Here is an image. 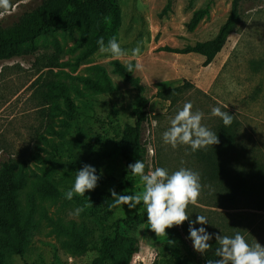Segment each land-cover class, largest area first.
Instances as JSON below:
<instances>
[{
    "label": "rangeland",
    "instance_id": "1",
    "mask_svg": "<svg viewBox=\"0 0 264 264\" xmlns=\"http://www.w3.org/2000/svg\"><path fill=\"white\" fill-rule=\"evenodd\" d=\"M54 10L63 9L65 0H51ZM210 0H118L122 11L119 44L129 55L119 59L98 50L83 57L80 31H57L35 39L36 52L29 43L7 47L10 59H0V161L12 159L19 186L16 198L22 218L34 209L30 245L24 258L14 255L3 245L12 235L0 230V256L7 264H92L96 250L82 252L71 247L72 239L54 226L60 222L77 230L84 229L86 241L100 246L101 237L113 232V223L138 213H147L143 202L136 209L127 205L110 208L87 201L95 191L131 195L144 191L138 176L128 173V164L112 155L114 141L119 140L126 125L134 124L139 110L148 114L145 151L134 158L143 160L145 173L157 167L169 174L181 167L200 175L201 195L197 204L189 205V220L179 226L195 256L192 264H202L201 254L189 239L190 224L198 215L205 216L204 227L216 234L233 237L239 231L250 245L264 246V211L257 210L256 197L249 192V180L256 173L264 175V0H243L242 22L222 52L208 67L198 54L178 55L166 49H183L213 39L231 12L233 0H215L210 15L194 32L187 23L193 12ZM43 0H11L9 14L0 17V26L11 27L25 12L38 7ZM169 5L166 14L164 9ZM141 47L139 58L130 50ZM59 53L61 66L46 74L39 72L47 56ZM144 65L125 80L115 72V62L125 66L136 60ZM222 61V62H221ZM105 70L114 92L100 94L89 88L86 78L101 81ZM53 79L60 90H54L53 103L46 105L33 86L38 77ZM162 91V95L158 92ZM74 105L73 114L66 99ZM186 102L193 112H202V124L215 133L220 118L211 110L220 107L232 112L241 122L237 145L229 152L225 167L243 181L247 188L231 196L230 188L211 181L207 168L187 145L176 148L165 144L163 133ZM85 165L94 167L100 177L97 187L84 197L65 198L75 182L76 172ZM124 181L125 185L120 186ZM54 185L63 196L53 199L41 189ZM264 200V194H263ZM77 208H83L74 215ZM4 214L0 202V215ZM177 264L171 256L169 239L157 237L146 222L132 233L128 243L108 264ZM182 256L188 253L182 250Z\"/></svg>",
    "mask_w": 264,
    "mask_h": 264
},
{
    "label": "trees",
    "instance_id": "2",
    "mask_svg": "<svg viewBox=\"0 0 264 264\" xmlns=\"http://www.w3.org/2000/svg\"><path fill=\"white\" fill-rule=\"evenodd\" d=\"M66 6L60 10L52 8L51 0L43 2L33 10L25 12L20 18L13 23L11 27L0 26V59H10L12 53L5 51L7 47L29 43L30 53L36 52L34 45L35 39L46 33L57 31H80V44L84 46L83 57H89L94 54L99 45L97 41L103 37L105 43L115 36L119 41L120 28L122 25V11L118 0H65ZM215 0H210L206 5L196 9L186 27L188 32H194L200 22L210 15L211 7ZM243 0H233L231 12L226 21L220 26L217 35L207 41L198 42L195 45H189L183 49H166V51L178 55L198 54L205 58L204 67L211 65L215 58L222 52L230 36L236 32L242 22L241 3ZM169 5L164 9L162 15L166 14ZM59 53L55 52L52 56H47L45 62L40 66L39 72L49 69L46 74L52 73L53 69L61 66L59 63ZM115 72L125 80H133V73H129L125 66L119 62L114 63ZM46 78L41 74L33 83L39 84L38 90L46 105L53 103L54 90H60V86L53 80ZM85 82L89 88L100 94H111L115 90L112 80L105 72L101 70V81L86 78ZM162 95V91L158 92ZM67 105L77 114L78 110L66 99ZM233 122L230 126H225L220 119L215 133L219 138V144L209 146L206 149L198 151V158L203 161L207 168V175L211 181L225 185L230 188V195L236 196L247 188L238 178L233 177L225 167L226 158L229 152L237 145L241 122L232 113ZM134 124L126 125L119 140L114 141L112 155L120 158L126 164H132L134 158L145 151V133L146 125L149 121L147 112L139 110L136 115ZM12 159L0 161V202L2 203L4 214L0 215V230L12 235V240L4 241L3 245L14 255L24 258L30 245V235L33 228L34 209L26 218H22L19 203L16 198L18 190V180L14 176ZM131 179L130 172L126 173ZM251 184L249 192L256 197L257 210L264 211V175L256 173L249 180ZM122 181L120 186H124ZM44 196L57 199L63 196V193L54 185H48L41 189ZM118 195L122 194L116 190ZM112 196L109 192L95 191L90 200L87 201L95 205H108L112 203ZM147 221V213H138L127 216L126 218L117 219L114 223L112 233L101 237V245H90L85 238V230H77L73 227L62 225L55 222V229L72 239L71 247L74 250L82 252L96 250L98 256L92 264H108L114 259L115 255L121 250V247L128 243L132 233L137 227ZM166 237L169 239L171 256L177 264H192L190 258L195 256L194 251L185 239L179 226L167 230ZM210 243L212 249L206 255H201L202 264H207L208 258L215 259L214 251L217 247L215 238ZM182 250L188 253V257L182 256ZM130 254L123 259L122 264H128ZM0 264H7L3 257L0 256Z\"/></svg>",
    "mask_w": 264,
    "mask_h": 264
},
{
    "label": "clouds",
    "instance_id": "3",
    "mask_svg": "<svg viewBox=\"0 0 264 264\" xmlns=\"http://www.w3.org/2000/svg\"><path fill=\"white\" fill-rule=\"evenodd\" d=\"M12 7L11 0H0V17L9 14ZM97 43L99 51L109 54L112 58L119 59L129 55L128 51L121 48L115 36L111 37L107 44L103 37ZM130 54L139 58L141 47L137 45L130 50ZM125 67L129 73L142 72L144 69L139 59L134 64L127 63ZM192 109L191 102H186L171 119L170 127L162 135L165 144L173 148L187 145L192 152L219 144L217 134L202 124L204 114L200 111L193 112ZM211 115L220 118L226 127L233 122V116L227 111H222L220 107L212 108ZM96 171L90 165L78 170L74 185L65 193V198L72 200L74 195L84 197L86 192L95 190L100 179ZM128 171L140 178L144 184V191L138 194L118 195L115 189H110L112 196L110 208L127 205L129 209H136L143 202L147 211V223L157 237L167 235L168 229L182 226L189 220L187 209L189 205L197 204L202 191L199 173L184 167L171 174L162 167L145 173L143 160L129 164ZM82 211L83 208H77L74 215L78 216ZM197 223L206 225L208 221L205 216L198 215L190 224L189 239L197 253L206 255L212 249L210 241L213 236L204 227L197 229L195 227ZM215 241L217 245L214 251L215 259L208 258L207 264H264V246L260 243L250 245L239 231L235 232L233 237L218 233L215 235Z\"/></svg>",
    "mask_w": 264,
    "mask_h": 264
},
{
    "label": "crops",
    "instance_id": "4",
    "mask_svg": "<svg viewBox=\"0 0 264 264\" xmlns=\"http://www.w3.org/2000/svg\"><path fill=\"white\" fill-rule=\"evenodd\" d=\"M216 59V58H215ZM222 62V61H221Z\"/></svg>",
    "mask_w": 264,
    "mask_h": 264
}]
</instances>
